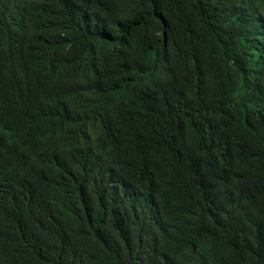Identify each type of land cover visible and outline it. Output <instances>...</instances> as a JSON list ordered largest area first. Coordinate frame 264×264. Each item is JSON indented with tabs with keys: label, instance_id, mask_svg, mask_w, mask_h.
I'll return each mask as SVG.
<instances>
[{
	"label": "trees",
	"instance_id": "16d2710c",
	"mask_svg": "<svg viewBox=\"0 0 264 264\" xmlns=\"http://www.w3.org/2000/svg\"><path fill=\"white\" fill-rule=\"evenodd\" d=\"M0 264H264V0H0Z\"/></svg>",
	"mask_w": 264,
	"mask_h": 264
}]
</instances>
